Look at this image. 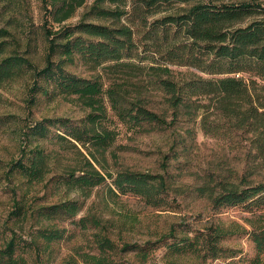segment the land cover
<instances>
[{
    "label": "trees",
    "instance_id": "1",
    "mask_svg": "<svg viewBox=\"0 0 264 264\" xmlns=\"http://www.w3.org/2000/svg\"><path fill=\"white\" fill-rule=\"evenodd\" d=\"M86 1L42 0L48 45L46 65L40 70L32 58L6 53V39L12 33L0 28V85L22 79L32 71L36 80L31 88V105L39 93L52 99L74 97L90 110L83 127H71L64 135L51 136L65 142L67 149L81 158L77 166H67L71 170L65 176L56 174L51 180L63 184V197L74 193L78 198L40 206L32 210L33 215L48 222L73 219L81 211L79 198L89 197L101 185H106L115 197L133 195L155 209L174 210L164 175L129 169L113 172L105 167V154L117 135L103 126L108 118L105 97L120 122L140 130L153 124L172 127L182 111L196 107L206 135L229 136L234 145L247 148L250 158L238 182H218L207 199L214 210L242 207L250 217L245 225L217 220L195 234L183 230L180 239L166 244L161 264H239L236 252L222 242L242 234L249 236L256 250V256L247 264H264V0L232 4L222 0H140L141 4L132 7L129 0H95L73 29L48 27L50 16L60 24L73 18ZM106 2L114 7L106 8ZM89 16L99 23L87 21ZM78 61L96 76L81 78L67 70ZM40 78L51 81L53 89L41 86ZM154 97L161 100L162 113L149 107V98ZM33 129L35 136L50 138L42 122ZM24 154L27 163L24 159L15 161L10 171H19L30 183L46 182L44 168L58 160L53 148L37 146L27 151L26 147ZM200 190L206 191V187ZM21 201H15L11 212L17 218L29 215L26 202ZM85 219L79 220L84 228ZM10 231L6 237L5 229L0 228V264H27L19 253L22 237L15 229ZM64 233L52 225L40 228L38 237L49 245ZM176 234L171 228L163 240ZM94 237L101 254L82 255L83 262L118 264L104 256L115 249L114 242L107 235ZM129 249L132 246L123 247L124 251ZM150 253V248H139L137 256L147 262ZM78 262L71 257L63 264Z\"/></svg>",
    "mask_w": 264,
    "mask_h": 264
},
{
    "label": "rangeland",
    "instance_id": "2",
    "mask_svg": "<svg viewBox=\"0 0 264 264\" xmlns=\"http://www.w3.org/2000/svg\"><path fill=\"white\" fill-rule=\"evenodd\" d=\"M94 1L87 0L77 8L73 18L60 24L50 16L48 27L54 30L73 29ZM129 1L131 7L141 4L140 0ZM244 1L252 0H222V3ZM104 5L106 8L114 7L109 2ZM45 20L42 0H0V28L12 33L6 39L9 41L6 53L16 52L32 58L38 70L43 69L48 45L43 27ZM86 20L99 23L93 20V16ZM59 41L62 42V39ZM67 70L86 79H92L97 74L79 61L74 66H68ZM35 80L31 71L22 79L5 81L0 85V228L5 229L6 237L11 234L10 229H15L22 237L23 247L19 253L27 259V264H63L71 257L77 258L78 264H86L81 259L82 255L101 254L94 237L97 234L107 235L114 242L115 249L107 251L104 256L118 264H161L167 251L166 244L180 239L183 230L195 234L203 230L205 224L217 220L245 225V219L250 215L242 207L214 210L207 199L211 190L217 188L218 182H238L245 174L250 158L244 145H234L229 136L206 135L196 107L190 112L182 111L172 127L153 124L145 125L143 130L131 129L119 121L107 97L108 118L103 121V126L117 135L105 154V167L113 172L129 169L164 175L169 185L168 199L175 209L158 210L133 195L115 197L109 193L106 185H101L94 188L89 197L79 198L81 211L73 219L48 222L33 215L32 210L37 211L40 206L78 198L74 193L63 197V184L51 180L56 174L65 176L71 170L67 166H77L81 158L74 150L67 149L65 142L51 139V136L64 135L71 127H83L90 112L74 97L58 96L52 99L38 93L34 105H31V88ZM38 81L44 88L53 89L51 81L42 78ZM160 101L159 97L149 98V107L162 113ZM40 122L48 129L50 138L34 135L33 127ZM37 146L53 148V156L58 158L55 165L49 163L44 168L46 182L41 184L30 183L19 171H10L15 161L24 159L27 163L24 154L26 147L28 151ZM202 187H206V191H201ZM15 201L26 202L29 215L25 218L13 216L11 212ZM82 217H86V228L79 224ZM52 225L65 230V233L61 239L48 245L38 237V230ZM171 228L176 230V237L163 240ZM2 242L0 240V246ZM125 245L133 249L124 251ZM222 245L236 252L235 260L240 261L239 264H247L256 256L254 244L245 234L226 238ZM139 248H150L147 262L140 261L137 256Z\"/></svg>",
    "mask_w": 264,
    "mask_h": 264
}]
</instances>
